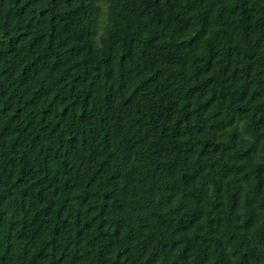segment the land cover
I'll list each match as a JSON object with an SVG mask.
<instances>
[{
    "label": "trees",
    "instance_id": "obj_1",
    "mask_svg": "<svg viewBox=\"0 0 264 264\" xmlns=\"http://www.w3.org/2000/svg\"><path fill=\"white\" fill-rule=\"evenodd\" d=\"M0 264H264V0H0Z\"/></svg>",
    "mask_w": 264,
    "mask_h": 264
}]
</instances>
